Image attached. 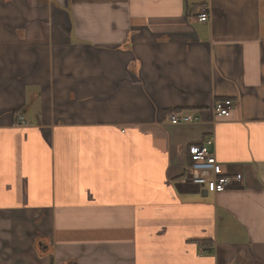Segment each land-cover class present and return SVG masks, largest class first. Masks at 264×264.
<instances>
[{
	"label": "crops",
	"instance_id": "crops-1",
	"mask_svg": "<svg viewBox=\"0 0 264 264\" xmlns=\"http://www.w3.org/2000/svg\"><path fill=\"white\" fill-rule=\"evenodd\" d=\"M51 259L264 264V0H0V264Z\"/></svg>",
	"mask_w": 264,
	"mask_h": 264
},
{
	"label": "built area",
	"instance_id": "built-area-1",
	"mask_svg": "<svg viewBox=\"0 0 264 264\" xmlns=\"http://www.w3.org/2000/svg\"><path fill=\"white\" fill-rule=\"evenodd\" d=\"M210 19L211 15L205 8L201 9L197 15V20L201 23H206ZM232 104L231 99L217 102L214 106V114L218 117L229 116ZM169 119L174 125H184L198 122L200 117L174 112L169 115ZM20 124H26L24 118L20 119ZM216 169L215 139L214 136L210 135L205 138L203 143L190 149L189 162L183 180L185 183L204 188L213 193L226 191L238 181L236 177L217 175Z\"/></svg>",
	"mask_w": 264,
	"mask_h": 264
},
{
	"label": "trees",
	"instance_id": "trees-1",
	"mask_svg": "<svg viewBox=\"0 0 264 264\" xmlns=\"http://www.w3.org/2000/svg\"><path fill=\"white\" fill-rule=\"evenodd\" d=\"M20 113V112H19ZM18 114V113H17ZM205 242H207V244L209 243V244H211L210 243V241L208 242V241H205ZM51 264H53V259H51Z\"/></svg>",
	"mask_w": 264,
	"mask_h": 264
},
{
	"label": "rangeland",
	"instance_id": "rangeland-1",
	"mask_svg": "<svg viewBox=\"0 0 264 264\" xmlns=\"http://www.w3.org/2000/svg\"><path fill=\"white\" fill-rule=\"evenodd\" d=\"M40 234V233H37V235Z\"/></svg>",
	"mask_w": 264,
	"mask_h": 264
}]
</instances>
